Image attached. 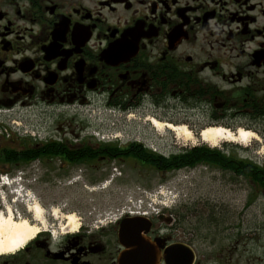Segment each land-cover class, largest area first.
<instances>
[{"label": "flooded vegetation", "instance_id": "flooded-vegetation-1", "mask_svg": "<svg viewBox=\"0 0 264 264\" xmlns=\"http://www.w3.org/2000/svg\"><path fill=\"white\" fill-rule=\"evenodd\" d=\"M172 103L202 108L207 125L264 137V0H0V173L118 181L110 164L144 166L126 156L140 144L83 127L78 112L98 105L156 117ZM31 111L61 121L36 136L16 133L15 120ZM147 219V236L164 240L159 264H238L234 241L224 249L233 256L207 259L176 235L173 216ZM119 222L39 231L0 264H119Z\"/></svg>", "mask_w": 264, "mask_h": 264}, {"label": "rangeland", "instance_id": "rangeland-1", "mask_svg": "<svg viewBox=\"0 0 264 264\" xmlns=\"http://www.w3.org/2000/svg\"><path fill=\"white\" fill-rule=\"evenodd\" d=\"M104 108L96 105L81 109L75 120L85 128L98 129L104 134L118 136L120 144L137 143L149 152L165 158L176 155L183 149L206 146L217 151L232 150L238 156L249 158L256 164H261L264 160V137H258L257 141L248 145L221 142L217 147H211L200 141L199 136H194L189 142L179 141L173 132H158L148 121L154 119L162 123H172L174 126L206 127L209 119L208 115L199 110H203L202 108L181 103L173 104L165 111L159 110L156 117L150 112L109 113L105 112ZM53 118L48 113L38 115L31 111L25 114V120H15V132L24 131L28 135L36 136L37 129L41 128L47 133L56 127L55 123L61 121L58 116L51 124ZM241 128L243 129L238 126L231 133L236 134ZM109 167L115 168L117 174L121 173L116 177L118 181L95 186L38 181L35 177H29L28 170L24 168L3 170V173H0V182H12L15 179V183L7 189L13 191L12 193L7 190L6 193L2 192L0 187V214H4L5 209L10 207L16 220L26 219L28 223L39 226L40 231H53V234L57 235L67 230L72 232L82 225H112L117 215L122 212L129 213L134 209L150 211L138 214L131 212V215H125L124 219L143 218L150 222L147 218L168 215L165 213L167 209L163 206L155 208L151 200L156 191L162 190L167 195L175 194L181 198L172 209V215L176 219L174 223L178 227L176 235L183 234L197 256H205L207 259L214 256L217 259L220 256H233V253H225L224 249L229 248V251L233 252L234 247L228 245L230 241H234L237 249L234 256L238 257V264H246L247 260L250 264H264V200L259 198L251 207L245 208L249 189L243 180L203 166L162 173L135 165L129 160L127 163H111ZM36 170L35 167L33 173L39 175ZM9 174H14L15 178L7 179ZM25 175L28 178L25 179ZM169 200L170 198H167V202ZM139 201L141 205L137 204ZM34 203L42 209V225L34 222L33 214L28 211ZM129 204L131 206L127 207ZM118 209L121 211L117 214ZM54 212H57L60 219L54 218ZM68 215L75 217V229L70 227L72 225L66 226L68 223L63 217ZM219 217L227 220L222 223ZM213 220L215 222H212Z\"/></svg>", "mask_w": 264, "mask_h": 264}, {"label": "trees", "instance_id": "trees-1", "mask_svg": "<svg viewBox=\"0 0 264 264\" xmlns=\"http://www.w3.org/2000/svg\"><path fill=\"white\" fill-rule=\"evenodd\" d=\"M233 149L238 150V148ZM233 152L232 150L217 151L206 146H196L188 150L183 149L176 155H170L165 158L149 152L140 145L137 152H128L126 156L130 155L141 160L142 165L146 166L147 164L155 172L168 173L203 166L222 173L232 174L233 178L243 180L249 189L244 206L248 208L257 199L264 200V160L261 161V164H256L251 162L249 158L240 157ZM220 219L222 223L227 220L224 218ZM212 222H215V220Z\"/></svg>", "mask_w": 264, "mask_h": 264}, {"label": "bare ground", "instance_id": "bare-ground-1", "mask_svg": "<svg viewBox=\"0 0 264 264\" xmlns=\"http://www.w3.org/2000/svg\"><path fill=\"white\" fill-rule=\"evenodd\" d=\"M148 121L158 132L163 130L173 132L179 141L189 142L194 139V136L185 125L174 126L154 119ZM199 139L211 147H217L221 142H234L241 145H248L252 141H257L258 136L251 131L243 129H239L236 134H232L221 127H210L204 129L200 133ZM28 211L33 214L32 218L34 222L39 225L44 224V222L42 223L43 212L38 204L34 203L33 206H30ZM53 214L55 215L54 218L60 219V217H57V212H54ZM63 218L68 223L66 226L72 225L70 226L71 228H76L75 217L73 215H68ZM54 220L57 221V219ZM39 231V226L28 223L26 219L16 220L13 210L10 207L6 208L5 213L0 214V255L16 252L26 243L34 239L37 234H39Z\"/></svg>", "mask_w": 264, "mask_h": 264}, {"label": "water", "instance_id": "water-1", "mask_svg": "<svg viewBox=\"0 0 264 264\" xmlns=\"http://www.w3.org/2000/svg\"><path fill=\"white\" fill-rule=\"evenodd\" d=\"M206 128L199 131V134ZM191 132V131H190ZM191 134H194L191 132ZM150 223L143 218L123 219L118 226V240L124 248L119 264H159L164 240L147 237ZM165 254L167 251L165 250ZM193 257L191 251H189ZM168 259V258H167ZM166 264H170L165 259Z\"/></svg>", "mask_w": 264, "mask_h": 264}]
</instances>
